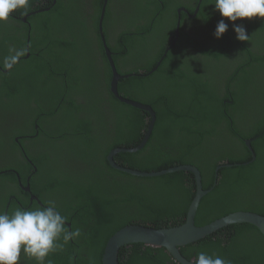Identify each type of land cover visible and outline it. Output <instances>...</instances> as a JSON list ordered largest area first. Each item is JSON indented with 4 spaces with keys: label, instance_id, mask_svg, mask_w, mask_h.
I'll list each match as a JSON object with an SVG mask.
<instances>
[{
    "label": "trees",
    "instance_id": "obj_1",
    "mask_svg": "<svg viewBox=\"0 0 264 264\" xmlns=\"http://www.w3.org/2000/svg\"><path fill=\"white\" fill-rule=\"evenodd\" d=\"M37 1L0 22V68L16 51L25 54L12 68H31L17 80L14 71L0 70V213L54 205L67 217L68 231L79 230L67 243L61 234L56 243L62 249L49 253L45 264H102L117 230L180 225L196 193L190 172L138 177L109 165L112 150L141 143L151 115L111 94L100 22L122 77L118 94L155 113L144 147L116 154L115 163L141 172L196 167L210 190L195 215L198 227L236 211L264 216V18L237 20L249 35L239 41L215 0H134L137 13L115 0H48L32 9ZM178 8L186 12L178 16ZM137 15L144 26L134 27L145 40L132 37ZM221 19L228 30L217 39ZM31 80L36 91L24 95ZM33 96L37 106L30 104ZM223 164L239 165L216 173ZM180 253L196 263L205 253L230 264H264V237L252 225L234 224ZM118 263L177 264L163 248L141 244L121 248ZM19 264L37 261L21 251Z\"/></svg>",
    "mask_w": 264,
    "mask_h": 264
},
{
    "label": "clouds",
    "instance_id": "obj_2",
    "mask_svg": "<svg viewBox=\"0 0 264 264\" xmlns=\"http://www.w3.org/2000/svg\"><path fill=\"white\" fill-rule=\"evenodd\" d=\"M214 5L223 18L233 22V31L239 41H247L249 35L242 25L235 24L237 20L264 18V0H215ZM28 6L29 0H0V22L7 21L17 9ZM227 30L228 24L221 19L214 35L220 39ZM24 54V51H16L15 55H9L3 67L10 70ZM66 220L54 205L35 210L16 209L12 215L0 213V264H19L21 251L34 258L37 264H45L49 253L62 249L63 245L56 243L61 234L65 243L80 235L79 230L68 231ZM197 264H230V261L200 253Z\"/></svg>",
    "mask_w": 264,
    "mask_h": 264
},
{
    "label": "water",
    "instance_id": "obj_3",
    "mask_svg": "<svg viewBox=\"0 0 264 264\" xmlns=\"http://www.w3.org/2000/svg\"><path fill=\"white\" fill-rule=\"evenodd\" d=\"M197 10H198V6L195 10V13L197 12ZM103 12L104 10L102 11V13ZM99 27H100L99 31H100L101 41L103 42L105 55L107 57L108 64L112 73V78L110 81L111 94L120 102L125 103L126 105H129L133 108L147 111L151 115V121H150V126L148 128V132L145 138L142 140V142L137 147L128 150L127 149L112 150L107 156L109 165L112 168L117 169L121 172H125L130 175L138 176V177H158L161 175L180 172V171L190 172L194 175L195 184H196V193L189 205L184 222L182 224L174 227H166L160 229L145 227L141 224H130L125 227H122L121 229L117 230L112 236H110V238L107 240L102 254L101 263L119 264L118 258H119V251L121 248L123 247L128 248L130 245L141 244L153 249L163 248L167 253L171 255V257L176 261L177 264H197L195 258H191L190 260H187L185 257H183L180 253V248L188 244H191L193 242H196L198 240L204 239L207 236L215 233L216 231L234 224L252 225L256 227L264 237V216L254 212H242V211L234 212L220 219H217L207 225L200 227L195 225L194 219L200 200L207 192H209L202 190L201 175L196 167L190 165H181V166H176L169 169L161 170L158 172H141V171L123 168L114 162L113 157L116 154L120 152H130V153L136 152L144 147L151 134V130L155 122V113L150 108V106L124 99L118 94L117 85L122 77L116 72L113 60L111 58V53L109 52L107 46L105 45L104 37L101 31V22L99 23ZM176 33H178V31ZM250 143H251L250 140L246 141V145L248 146V149L252 153L251 161H254L255 154L251 148ZM234 165L238 166L239 164L219 165L215 169V172L218 173V171L221 168L223 167L228 168ZM215 184L216 182H214V186ZM25 191H29V190L26 188ZM31 199L36 200V198L33 196L31 197Z\"/></svg>",
    "mask_w": 264,
    "mask_h": 264
},
{
    "label": "flooded vegetation",
    "instance_id": "obj_4",
    "mask_svg": "<svg viewBox=\"0 0 264 264\" xmlns=\"http://www.w3.org/2000/svg\"><path fill=\"white\" fill-rule=\"evenodd\" d=\"M116 1V5L119 3V2H122V4L126 7V9H128V8H130V6H133L134 5V0H115ZM160 2L161 1H166V0H159ZM104 2H105V4H107L108 3V0H104ZM47 3H48V0H38L37 2H35V4L33 5V7H32V9H35V8H37V7H40V6H45V5H47ZM137 4V3H136ZM197 8V7H196ZM134 9H136V7H135V5H134ZM48 9H46V10H44V11H47ZM196 10V9H195ZM195 10H194V14H195ZM186 12V10H185V8H178L177 9V13H178V16L180 15V12ZM136 13H137V9H136ZM35 13H30V14H26V16L28 17V16H31V15H34ZM11 15H12V13H11ZM26 16L23 18V21L25 22V18H26ZM138 16V15H137ZM188 17L189 18H192L193 16H192V14L191 15H188ZM135 18H139V16L138 17H134L133 18V25H132V27H133V30H132V34H133V40H145V38L140 34V32L134 27L135 25H138V26H140V27H142V26H144V24H141L140 22H138V21H136V19ZM247 21H248V19H245L244 20V23H247ZM37 23H38V21H37ZM125 24H127V20H125L124 22H122L121 23V25H125ZM179 24H180V22L177 20V24L175 25V34H177L176 32H177V28H179ZM120 27V26H119ZM118 27V28H119ZM98 28L100 29V27H99V24H98ZM117 28V30H122L121 28H119L118 29ZM100 32V31H99ZM121 33V32H120ZM120 33H118V34H120ZM100 34V33H99ZM103 34V33H102ZM104 42H105V39H104ZM103 43V42H102ZM105 45H106V42H105ZM107 46V45H106ZM130 48H133L132 46L130 47ZM29 57V53L25 56V58L27 59ZM115 66V65H114ZM30 68V67H29ZM115 69H116V67H115ZM0 70L2 71V72H4V73H9L10 71H14V73H13V78H15V80H17V78L23 73V72H25V74H28L29 72V70H31V68L30 69H28L25 65H18V66H15L14 68H11L10 70H8V69H5V70H3V69H1L0 68ZM116 72H117V70H116ZM118 73V72H117ZM52 74H54V79H55V77L57 76V74L58 73H56V72H53ZM112 74V73H111ZM112 76V75H111ZM65 78H66V75H64V80H65ZM64 80H60V81H62V82H64ZM111 81V80H110ZM66 82H69V81H65V83ZM42 84V82L39 80V82H38V86H40ZM110 85V84H109ZM36 88H37V80H31V86L30 87H28L26 90H25V93H24V95L27 93V92H34V91H36ZM109 90H110V88H109ZM24 92V91H23ZM35 96V95H34ZM33 96V98H31V101H30V104L32 105V106H37V97H34ZM25 103H26V101H24ZM24 109H26V108H24ZM149 126H150V122H149V125H148V127H146V130H145V132L143 131V139L145 138V136H146V134H147V132H148V128H149ZM37 129V128H36ZM142 139V140H143ZM246 141L247 140H245L244 141V143H245V147H247L248 148V146L246 145ZM142 142V141H141ZM108 156V155H107ZM107 161H108V159H107ZM115 162V161H114ZM246 164V163H245ZM245 164H243V165H245ZM216 182V181H215ZM216 185V184H215ZM213 186H214V182H213ZM201 187H202V190H204V191H209L210 192V190L208 189V190H205V189H203V186H202V183H201ZM209 192H207L205 195H207ZM204 195V196H205ZM203 196V197H204ZM193 200V199H192ZM236 212H239V211H236ZM242 212H245V211H242ZM247 212V211H246ZM187 213V212H186ZM234 213V212H233ZM231 214V213H230ZM185 216H186V214H185ZM184 219H185V217H184ZM184 222V221H183ZM207 225V224H206ZM217 232V231H216ZM176 262V261H175Z\"/></svg>",
    "mask_w": 264,
    "mask_h": 264
}]
</instances>
